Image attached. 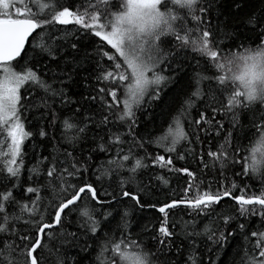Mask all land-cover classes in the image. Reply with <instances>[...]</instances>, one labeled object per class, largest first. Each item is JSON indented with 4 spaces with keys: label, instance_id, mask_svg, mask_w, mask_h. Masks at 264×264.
Returning a JSON list of instances; mask_svg holds the SVG:
<instances>
[{
    "label": "snow or ice",
    "instance_id": "1",
    "mask_svg": "<svg viewBox=\"0 0 264 264\" xmlns=\"http://www.w3.org/2000/svg\"><path fill=\"white\" fill-rule=\"evenodd\" d=\"M0 264H264V0H0Z\"/></svg>",
    "mask_w": 264,
    "mask_h": 264
},
{
    "label": "trees",
    "instance_id": "2",
    "mask_svg": "<svg viewBox=\"0 0 264 264\" xmlns=\"http://www.w3.org/2000/svg\"><path fill=\"white\" fill-rule=\"evenodd\" d=\"M160 199H161V200H163V199H164V197L161 195Z\"/></svg>",
    "mask_w": 264,
    "mask_h": 264
}]
</instances>
